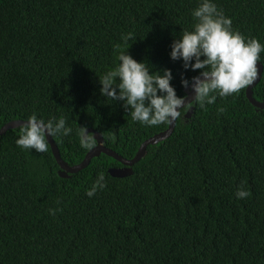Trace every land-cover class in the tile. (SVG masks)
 Masks as SVG:
<instances>
[{
    "label": "trees",
    "instance_id": "16d2710c",
    "mask_svg": "<svg viewBox=\"0 0 264 264\" xmlns=\"http://www.w3.org/2000/svg\"><path fill=\"white\" fill-rule=\"evenodd\" d=\"M216 3L234 28L264 43V0ZM197 5L0 0V129L33 112L63 116L73 132L53 140L69 166L89 152L79 145L83 125L133 159L169 125L133 121L122 102L101 95L99 77L118 63L120 44L150 71L171 69V83L184 95L181 75L200 70L173 61L171 44L195 23ZM247 87L204 108L194 102L192 117L182 113L173 134L149 146L126 178L108 173L122 165L104 154L62 178L49 144L44 153L21 149V127L0 136V264H264V110L249 102ZM253 96L264 100V76ZM100 170L107 186L89 198ZM242 183L250 195L237 199Z\"/></svg>",
    "mask_w": 264,
    "mask_h": 264
},
{
    "label": "clouds",
    "instance_id": "9594fccd",
    "mask_svg": "<svg viewBox=\"0 0 264 264\" xmlns=\"http://www.w3.org/2000/svg\"><path fill=\"white\" fill-rule=\"evenodd\" d=\"M191 15L195 23L190 29H183L173 40L170 58L182 60L185 70H200L190 79L181 75V85L194 94L192 99L187 91L184 95L177 94L171 83L174 79L171 69L150 71L152 66L146 61H138L127 53L129 46L124 50L120 44L114 46L118 63L99 77L100 93L112 102H122L133 121L144 126L173 125L182 113L185 115L193 108V101L204 108L214 104L217 96L227 98L238 94L256 81L258 74L264 73L261 71L264 43L234 28L232 18L218 7L216 0H198ZM131 36L128 33L121 39L127 42ZM223 111L224 107L218 105L217 112ZM72 132L73 128L65 117L46 120L33 112L22 124L15 143L21 149L44 153L48 150L49 137H68ZM77 136L82 149L91 151L96 148L97 138L86 125L78 127ZM106 186V173L100 170L86 195L91 198ZM249 195L243 183L235 192L237 199ZM61 210L59 207L49 208L48 212L55 216Z\"/></svg>",
    "mask_w": 264,
    "mask_h": 264
},
{
    "label": "water",
    "instance_id": "95a60500",
    "mask_svg": "<svg viewBox=\"0 0 264 264\" xmlns=\"http://www.w3.org/2000/svg\"><path fill=\"white\" fill-rule=\"evenodd\" d=\"M260 63H258L259 65ZM262 72H264V68L262 67L261 69ZM264 76V73L258 74V78L256 81H254L251 85L247 87L246 90V96L249 102L257 109L259 110H264V100L263 101H257L254 99L253 96V89L260 83L262 77ZM187 92H189V99L194 98V94L191 93L190 89H186ZM195 101H193L194 103ZM194 107L189 110V112L185 115V119L189 120L194 112ZM177 122V121H176ZM176 122L173 123V125H169L168 129L162 133H159L152 138L146 140L139 148L137 154L135 157L131 160L125 159L119 154H117L115 151L106 148L103 145V140L102 137L99 133H96L93 129H88L90 132L94 133L96 138H97V146L93 150L89 151L88 154L86 155L85 159L76 166H69L66 162H64L61 158L60 151L54 142L52 137H49L48 144L50 145L53 155L60 167L59 175L62 178H68L70 174H75L78 173L85 168H87L91 161L94 158L99 157L100 155L104 154L114 160H116L119 164L122 165L120 168H111L109 169L108 173L113 177V178H126L128 176H131L133 174V167L139 163L147 154V149L149 146L157 145L165 140H167L174 132L176 128ZM25 121H12L5 126H3L0 129V136L4 135L6 132L9 130H14L17 128H20L22 124H24Z\"/></svg>",
    "mask_w": 264,
    "mask_h": 264
}]
</instances>
